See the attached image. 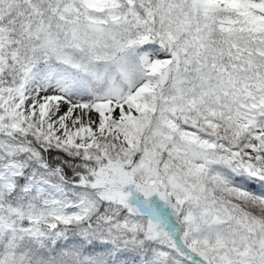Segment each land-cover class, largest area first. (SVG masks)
<instances>
[{
	"label": "snow or ice",
	"instance_id": "snow-or-ice-1",
	"mask_svg": "<svg viewBox=\"0 0 264 264\" xmlns=\"http://www.w3.org/2000/svg\"><path fill=\"white\" fill-rule=\"evenodd\" d=\"M0 264H264V0H0Z\"/></svg>",
	"mask_w": 264,
	"mask_h": 264
}]
</instances>
